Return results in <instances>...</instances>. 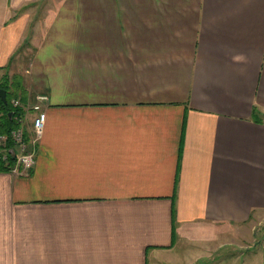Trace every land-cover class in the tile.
I'll list each match as a JSON object with an SVG mask.
<instances>
[{
    "label": "crops",
    "instance_id": "crops-1",
    "mask_svg": "<svg viewBox=\"0 0 264 264\" xmlns=\"http://www.w3.org/2000/svg\"><path fill=\"white\" fill-rule=\"evenodd\" d=\"M5 82L48 101L33 169L0 171V264L171 261L264 219V0H0Z\"/></svg>",
    "mask_w": 264,
    "mask_h": 264
},
{
    "label": "rangeland",
    "instance_id": "rangeland-1",
    "mask_svg": "<svg viewBox=\"0 0 264 264\" xmlns=\"http://www.w3.org/2000/svg\"><path fill=\"white\" fill-rule=\"evenodd\" d=\"M11 95H8V100ZM174 256L148 264H262L264 263V219L240 229L217 226L211 233L188 237L177 236Z\"/></svg>",
    "mask_w": 264,
    "mask_h": 264
},
{
    "label": "built area",
    "instance_id": "built-area-1",
    "mask_svg": "<svg viewBox=\"0 0 264 264\" xmlns=\"http://www.w3.org/2000/svg\"><path fill=\"white\" fill-rule=\"evenodd\" d=\"M20 101L19 98L10 101L14 109L12 119L16 123V128L5 135L0 133V163L8 167L12 174L24 176L33 169L35 164L34 148L43 130L45 113L42 111L48 98L46 95L38 94L34 102L28 105H23ZM29 115H33L31 122H29ZM28 124L31 127V134L26 140Z\"/></svg>",
    "mask_w": 264,
    "mask_h": 264
},
{
    "label": "trees",
    "instance_id": "trees-1",
    "mask_svg": "<svg viewBox=\"0 0 264 264\" xmlns=\"http://www.w3.org/2000/svg\"><path fill=\"white\" fill-rule=\"evenodd\" d=\"M6 82L2 85H0V89L5 90L6 91V104L2 103L0 101V133L2 134H8L10 133L13 129L16 128V123L13 121L12 116L14 113V109L11 107V100H8V94L10 95L9 92H7V86H6ZM13 96V95H11ZM11 99V98H10ZM255 111L253 110V113ZM8 113H11L12 116H9ZM29 138L28 133L25 134V139L27 140ZM13 161V160H12ZM11 161V162H12ZM13 163V162H12ZM9 170L8 167H5L2 163H0V171H7Z\"/></svg>",
    "mask_w": 264,
    "mask_h": 264
},
{
    "label": "water",
    "instance_id": "water-1",
    "mask_svg": "<svg viewBox=\"0 0 264 264\" xmlns=\"http://www.w3.org/2000/svg\"><path fill=\"white\" fill-rule=\"evenodd\" d=\"M0 101L2 102V103H4V104H6V92H5V90H2V89H0ZM9 114V116H12V114L11 113H8Z\"/></svg>",
    "mask_w": 264,
    "mask_h": 264
}]
</instances>
